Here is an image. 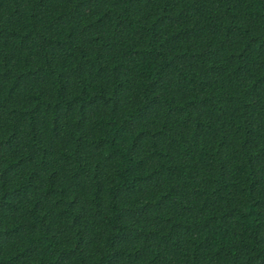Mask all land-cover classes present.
<instances>
[{"label":"trees","instance_id":"obj_1","mask_svg":"<svg viewBox=\"0 0 264 264\" xmlns=\"http://www.w3.org/2000/svg\"><path fill=\"white\" fill-rule=\"evenodd\" d=\"M0 264H264V0H0Z\"/></svg>","mask_w":264,"mask_h":264}]
</instances>
